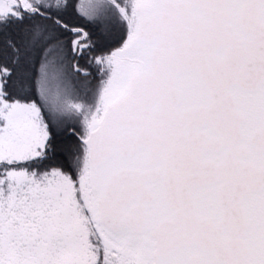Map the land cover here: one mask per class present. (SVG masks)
Segmentation results:
<instances>
[{"label":"snow or ice","instance_id":"1","mask_svg":"<svg viewBox=\"0 0 264 264\" xmlns=\"http://www.w3.org/2000/svg\"><path fill=\"white\" fill-rule=\"evenodd\" d=\"M0 264H264V0H0Z\"/></svg>","mask_w":264,"mask_h":264}]
</instances>
